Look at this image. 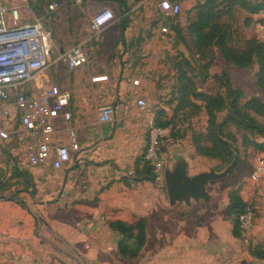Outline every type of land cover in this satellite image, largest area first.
Wrapping results in <instances>:
<instances>
[{
	"label": "rangeland",
	"instance_id": "rangeland-1",
	"mask_svg": "<svg viewBox=\"0 0 264 264\" xmlns=\"http://www.w3.org/2000/svg\"><path fill=\"white\" fill-rule=\"evenodd\" d=\"M26 1L30 2V0ZM37 1L33 0L35 4L30 2V7L37 15L36 18L43 17L47 19L48 24L43 29L47 36L46 47L48 52L52 54L57 47H61L68 52L72 48L71 34L68 37L66 35V42L57 43L55 39L59 31L56 23L52 18L46 16L48 14H45V3L48 5V0ZM158 1L143 0L141 29H139V21L132 26L131 32L138 35L142 34L138 42L137 51L133 52L140 59L139 63L86 64L89 73L95 74L94 77H91V81L95 77L105 76L106 73L113 71V68L119 64V76L113 77L109 74L108 76L106 75V81L98 82L104 83V85L109 84V87L113 90L119 88L121 78L125 73L128 75L129 80L124 83L125 95L121 99L116 98L108 103L107 100L103 101L105 102L104 104H102L103 102L99 103L101 108L112 105L115 106V109L116 105H119L118 112L116 111L117 113L115 114L116 122L114 124H112V121L102 123L99 120L100 107L99 110L97 107V115L84 117L86 119L85 123L87 119H93L96 123L92 129L95 132V136L90 142H95L94 145H97L101 129H103L105 136L108 132L105 127H113L114 130L110 131V134L114 132L111 136V141L106 144L108 150H112L113 153L105 155L107 161L112 163L119 161L123 165L122 161L124 159L129 162L134 160L135 166V160L139 159L145 150L149 135V121L154 118L156 111L164 110L165 116H162V119L164 121L173 119L170 126L162 128L165 135L159 142V154L165 169L168 168L172 171L175 165H173L175 161L174 155L181 153L180 156H185L187 159V175L189 177L210 171L219 174L229 167H231V170L224 177L210 181L207 184L206 191L211 198L210 201L200 199L199 202H196L191 200V207L184 202L180 203L182 206H178V208L171 211V222L170 224H163V229L165 232L169 231L171 235L214 237L217 242H225L223 245L224 249L222 247L219 251L220 255L222 253L224 260L226 259L229 264H263V261H259L250 255V250L255 248L264 249V151L259 152L252 144L257 142L262 143L264 146V134L230 124L224 129V140L229 145L227 150L228 153H231V156L226 161L220 158L203 156L196 153L192 140L194 135L206 134L207 117L201 106V101H195L196 109L190 106L175 111L176 101L173 100L177 84L175 64L186 58L191 64L188 75L193 78L198 91L215 94L219 87L215 76H222V73H224L235 87L243 90L245 98L258 97L264 102V93L258 88L255 81L257 66L253 64L248 69H238L225 62L213 48L207 50L204 55H200L196 51L191 42L188 26L190 19L194 16L197 4L203 2V0H176L180 5L181 11L177 16L169 17L168 19H165L163 14H159L157 7L155 8V4ZM251 1L259 2L262 0ZM132 5H135V0H133ZM20 9H17L18 14ZM22 11L26 14L31 13L28 9H21V13ZM92 17L93 14L91 15ZM246 17L248 15L245 12L236 9L233 17L229 20L237 36L241 40L256 37L264 42V11L252 16V22L249 24L245 21ZM163 27H167V32L162 31ZM177 28L181 30V38L178 34H175V29ZM156 33H160V36L154 40L153 37H155ZM65 34H68V32H65ZM115 53H113L114 56ZM55 70L59 72V75L71 76V72L65 66L64 61L51 64L49 71L55 75ZM134 80H138L140 83L136 87L139 88L138 90L141 93L138 92L137 95L131 93V85ZM29 87L31 88V85ZM61 87L68 91L72 98L71 86L65 84L61 85ZM138 96L147 102V106L143 110L137 106ZM14 100L15 93H13L9 102L0 103V123H2L0 126L9 133L8 139L0 140V240H2V237L13 235L14 229L10 227V224H12L14 218L19 220L20 225L24 224L22 216L18 215L17 211L22 214H25V212L19 210L17 203H24L27 208L33 210L32 214L35 216V228L33 230H35V235L40 233L41 238L44 240L45 237L49 236L48 231L39 223L48 221L45 219V215L39 205L44 204L46 200H54V196L49 199L46 184L39 185L37 195L34 197L30 196L22 190L26 187L24 184L25 180L20 175H14L13 173L15 162L27 160V146L30 143L27 138L28 131H25V135H22V138L18 137L15 132V129L20 124ZM225 117V113L220 114L219 123ZM256 118L264 126V119L262 117ZM93 143L91 146H93ZM52 159L51 157L50 161ZM130 167L128 164L126 167L117 168L130 179L129 175H132L129 174ZM122 177L124 176L122 175ZM152 183L155 191L158 194L160 193L159 198H164L166 203H169L164 178L160 182L154 181ZM234 189L238 190L251 211V226L248 230L241 229L240 237L234 240V244H231L226 242L225 236L230 235L233 226V218L227 214V202L229 192ZM61 215L67 222L70 221L72 225H75L78 233L70 230V228L60 227V230L65 234V242L61 246L65 253L61 255V259L51 262L59 264H111V262H114L112 260L111 245H114L118 240L117 235L109 234L107 231L100 229L95 239L96 243H92L93 235L90 237L87 235L86 223L83 222L81 227L78 226L79 216L77 218L76 213L69 214L64 211ZM109 215L110 213L103 214L102 220L104 219L103 221L108 223L111 220V218H107ZM149 219V237L153 245H155V213ZM48 223L50 224L51 222ZM22 230L20 235L25 240L27 239L26 228ZM210 245L212 246V244ZM9 248L10 246L0 245V264H15L12 260L3 258L2 254L10 251ZM218 249L219 247H217ZM231 251L234 252L233 258H230Z\"/></svg>",
	"mask_w": 264,
	"mask_h": 264
},
{
	"label": "crops",
	"instance_id": "crops-1",
	"mask_svg": "<svg viewBox=\"0 0 264 264\" xmlns=\"http://www.w3.org/2000/svg\"><path fill=\"white\" fill-rule=\"evenodd\" d=\"M53 1L48 0V5ZM161 1L159 0L155 4V8L157 7L159 14H162L160 9ZM169 1L177 2L176 0ZM30 2L35 4L33 0H30ZM30 2L6 0L0 1V6L17 8L18 10L20 7L21 9H28L31 12L30 14H26L24 11L21 13L20 9L19 22L26 24L39 21L45 27L48 24L47 19L43 17L36 18L37 15H35L34 10L30 7ZM132 2L133 0H68V2L62 5L63 7L61 6L53 11L48 10V5L45 3V14H48L46 16L52 18L56 23L59 31H57L55 39L57 43L66 42V38L71 34L72 48L80 47L87 57V63H139L140 59L133 52L137 51L138 42L142 34H135L131 30L133 24H136L138 21L140 23L139 29H141L143 0H135V5H132ZM102 9L111 10L114 18L107 25L95 31L91 28V15ZM168 18L165 17V19ZM7 20L9 23L11 22L9 14L7 15ZM65 32H68V34H65ZM159 36L160 33H156L153 39L156 40ZM55 49L52 54L48 52V66L36 78L23 83L17 92H22L29 96H37L43 89L54 84L60 87L65 84L70 85L72 88V98L70 97L71 102L69 101L67 110L70 112L71 118L66 120L60 116L55 119L53 145L69 146L73 138L77 141L80 150L75 152L71 149V160L61 169H54L50 162L39 167L31 166L28 163V159L26 161L15 162L13 166L14 175H20L25 180L24 184L26 187L22 189L23 192L34 197L37 195L39 185L46 184L48 187L47 196L49 199L54 196V200H46L44 204L39 205L42 208L45 219L51 222L50 224L45 221L39 223L48 231L49 236L45 237L44 240L41 238L40 233L35 235V230H33L35 228L33 210L27 208L24 203H17L19 210L25 212V214H22L20 211H17L18 215L22 216L24 224L20 225L19 220L16 218L12 220L10 227L14 229L13 235L2 237V240H0L1 246H10V251L2 254L3 258L12 260L15 264H59L51 261L61 259V255L65 253L61 248L65 242V234L60 230V227L64 226L78 233L75 225H72L70 221L67 222L65 218L61 217V213L67 211L69 214L76 213L77 218L79 216V227H81V223H86L87 235L89 237L93 235L94 237L92 243H96L95 239L100 229L107 231L109 234L117 235L119 240V235L109 228L111 221L121 220L126 223H134L140 218L147 219L146 241L138 257L135 259L122 257L117 249V240L114 245H111L112 260H114L111 264H229V262H226V259L224 260V255L222 253L220 255L219 251L225 242H217L214 237H189L176 234L171 235L169 231L165 232L163 224H170L172 219L171 211L182 205H180V202L173 205L170 204L169 198V203H166L164 198H159L160 193L158 194L155 191L152 182L137 180L134 177V160L129 162L124 159L122 161L123 165L119 161H115L114 163L107 161L105 155L113 153L112 150H108L106 145L111 141V136L114 132L110 133L114 130L113 127H105L108 131L105 136L103 129H101L99 132V143L94 145L95 142H92L93 146H91L92 143L90 141L95 136V132L92 129L96 123L93 119H87L85 123L86 119L84 117L95 116L97 107L98 110L101 108V104L99 103L105 100L108 103L116 98L121 99L125 95L124 83L129 81L128 75L125 73L121 78L119 88L115 90L111 89L109 84L98 83L102 81H91V77H94L95 74L89 73L88 66H86L87 63L71 69L64 62L71 72V76L65 77L59 75L57 70H55L56 73L53 75L49 71L50 65L61 63L63 61L61 57L67 52L61 47ZM71 49L67 50L70 51ZM113 53H115V56ZM113 69V71L106 73V75L119 76V64ZM138 89L132 83L131 93L136 95L138 92L141 93ZM13 93L15 91L11 93V96ZM139 98L140 96L137 99ZM0 103L7 102L0 101ZM14 106L16 108L15 101ZM118 107L119 105H116L115 114L118 112ZM115 116L113 117L112 124L116 122ZM19 124L15 132L18 137L22 138V135H25V131L27 132L28 130L21 125L20 116ZM27 133V138L31 142L33 137L29 131ZM180 155L181 153L174 155L175 161L173 165L177 161L184 160L188 167L186 157ZM128 164L131 166L129 169V174H132L129 175L130 179L117 168L126 167ZM188 206L191 207V205ZM107 213H110L107 218H111L108 223L104 222V219L102 220L103 214ZM154 213L155 245L150 240L148 227L150 223L149 218ZM23 228H26L25 234L27 239L25 240L20 235ZM232 230L233 226L230 235L225 236V240L234 244V240L238 238L233 235ZM217 247H219L218 250ZM233 253L231 251L230 258H233Z\"/></svg>",
	"mask_w": 264,
	"mask_h": 264
},
{
	"label": "trees",
	"instance_id": "trees-1",
	"mask_svg": "<svg viewBox=\"0 0 264 264\" xmlns=\"http://www.w3.org/2000/svg\"><path fill=\"white\" fill-rule=\"evenodd\" d=\"M236 9L248 15L245 21L249 24L252 22V16L264 11V0L259 2L203 0L197 4L194 16L189 22L188 32L191 42L200 55L213 48L225 62L238 69H248L256 64L255 81L264 93V42L256 37L241 40L237 36L233 25L229 22ZM175 30V34L181 38V30L179 28ZM175 66L177 70L176 92L173 99L176 101L175 111L190 106L196 109L195 101L200 100L207 117L206 134L192 137L196 153L226 161L231 153H228L229 145L224 140V129L230 124L264 134V126L256 118L264 119V102L260 98H245L243 90L235 87L224 73L222 76H215L219 85L215 94L198 91L193 78L188 75L191 66L188 59L177 62ZM222 113H225L226 117L219 123V115ZM162 116H165L164 110L156 111L154 124L164 129L171 125L173 119L164 121ZM252 144L259 152L264 151L262 143ZM134 174L137 180L155 181V175L143 161V155L135 162ZM228 202L227 214L233 218V235L239 238L241 229L238 218L247 210L248 205L237 189L229 192ZM109 228L119 235L117 242L119 254L126 259L137 258L146 241L147 219L140 218L134 223L111 221ZM250 255L264 262L263 248L251 249Z\"/></svg>",
	"mask_w": 264,
	"mask_h": 264
},
{
	"label": "built area",
	"instance_id": "built-area-1",
	"mask_svg": "<svg viewBox=\"0 0 264 264\" xmlns=\"http://www.w3.org/2000/svg\"><path fill=\"white\" fill-rule=\"evenodd\" d=\"M6 1V0H0ZM26 1V0H22ZM66 0H54L48 5L53 11L61 7ZM160 9L164 17L177 16L180 5L177 2L162 0ZM11 16V22L7 15ZM114 16L111 10L102 9L95 13L91 20V28L98 31L107 25ZM17 8L0 6V101L8 102L11 93L15 91V105L20 116L21 125L28 130L33 140L27 146L28 163L31 166H41L51 163L54 169L63 168L71 160V149L75 152L80 147L75 139H71L69 146H53L54 121L62 116L71 118L67 110L70 93L58 85H51L43 89L37 96H29L17 92L25 82L36 78L48 66L47 36L39 21L21 24ZM167 31L166 27L162 28ZM61 59L71 68H77L87 63V57L80 47H74L65 53ZM106 76H98L93 81H103ZM134 80L133 84L138 85ZM137 106L144 109L145 99H137ZM115 115L112 105L100 109L99 120L102 123L111 122ZM147 143L143 152V161L152 169L155 182L164 178L165 165L159 154V142L164 137L162 128L149 121ZM9 133L0 126V139L6 140ZM51 157L53 158L51 161ZM240 229L248 230L251 226V211L249 208L238 218Z\"/></svg>",
	"mask_w": 264,
	"mask_h": 264
},
{
	"label": "water",
	"instance_id": "water-1",
	"mask_svg": "<svg viewBox=\"0 0 264 264\" xmlns=\"http://www.w3.org/2000/svg\"><path fill=\"white\" fill-rule=\"evenodd\" d=\"M230 170L231 167L219 174L210 171L189 177L187 163L184 160L177 161L172 171L165 169L164 172L165 188L170 204L184 202L186 205H191V200L199 202L200 199L209 201L207 184L224 177Z\"/></svg>",
	"mask_w": 264,
	"mask_h": 264
}]
</instances>
